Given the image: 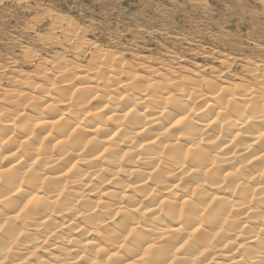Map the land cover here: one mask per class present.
<instances>
[{"label": "bare ground", "instance_id": "1", "mask_svg": "<svg viewBox=\"0 0 264 264\" xmlns=\"http://www.w3.org/2000/svg\"><path fill=\"white\" fill-rule=\"evenodd\" d=\"M52 31L1 95L0 264H264V62L132 65Z\"/></svg>", "mask_w": 264, "mask_h": 264}, {"label": "rangeland", "instance_id": "2", "mask_svg": "<svg viewBox=\"0 0 264 264\" xmlns=\"http://www.w3.org/2000/svg\"><path fill=\"white\" fill-rule=\"evenodd\" d=\"M58 21L132 65L144 57L197 71L219 58L237 74L241 61L264 62V0H0V100L21 73L63 52L60 37L52 44Z\"/></svg>", "mask_w": 264, "mask_h": 264}, {"label": "clouds", "instance_id": "3", "mask_svg": "<svg viewBox=\"0 0 264 264\" xmlns=\"http://www.w3.org/2000/svg\"><path fill=\"white\" fill-rule=\"evenodd\" d=\"M177 123H180V121H178ZM140 259L143 264H151V262L147 259V254H145V256H142ZM155 264H161V261H156ZM163 264H167V261H163Z\"/></svg>", "mask_w": 264, "mask_h": 264}]
</instances>
